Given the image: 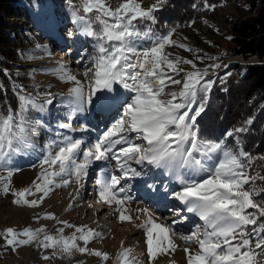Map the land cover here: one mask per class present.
I'll return each mask as SVG.
<instances>
[{"label":"snow or ice","instance_id":"obj_1","mask_svg":"<svg viewBox=\"0 0 264 264\" xmlns=\"http://www.w3.org/2000/svg\"><path fill=\"white\" fill-rule=\"evenodd\" d=\"M68 2L71 22L77 26L78 34L93 42V53L87 54L91 66L84 70L85 77L92 73L93 78L85 84L62 63L45 71H51L62 81L72 82L66 94L38 90L33 95L17 84L14 93L17 107L13 109L0 101V171L6 173L0 175V191L10 193L12 203L17 206L36 208L53 187L68 186L70 179H64L67 176L74 178L78 185L73 196L76 200L90 167L103 162V178L98 180L100 201L111 207L122 223L140 220L141 215L144 217L136 225L145 235L146 251L139 255L147 257V264H153L160 257L171 256L177 251L178 245L173 239L177 232L171 224L158 222L160 218L149 208H137L135 211L140 215L133 216L131 185L122 181L146 177L149 168L162 170L179 185V190L171 191V198L203 222V230L196 225L189 234L179 235L188 245L183 248L186 264H264V184L258 183L264 182V174L253 167L258 161H264V156L254 157L242 147L233 148L228 143L229 138H233L238 146L239 134L248 131L245 126L226 130L215 140L201 136L198 119L206 110L215 83L205 79L208 68L200 70L193 60L174 57L165 51L169 47L193 51L173 39L175 29L157 35L151 27H138L144 22L154 24L155 13L166 0H156L149 7L142 6L140 0H121L115 8L107 0ZM214 7L205 5L212 10ZM35 47L50 55L47 45L38 43ZM84 59L81 56L76 63ZM181 65H191L193 70L185 71ZM219 66L215 63L208 67ZM4 74L9 75L7 69ZM114 85L122 87L125 94ZM0 91H3L2 85ZM113 92L115 96L110 95ZM57 98L61 104L69 106L67 122H58L56 139L39 157V175L30 186L17 190L12 186V178L20 169L10 165H14L16 156L34 147L32 138L41 128L49 127L46 121L34 119L32 113H45ZM116 103L124 107L123 116L94 143L88 144L83 138H73L59 131H76L73 118H79L89 106L103 108ZM252 123V118L245 121V125ZM79 130L90 131L87 125ZM112 161L119 175L110 174L108 165ZM133 162L140 166L139 169L133 167ZM56 177L61 178L59 183ZM147 187L155 189V184ZM164 191H169L167 186ZM38 193L39 198H28ZM72 206L70 204L69 208ZM43 219L57 217L45 213ZM57 222L75 231L65 237L63 227L57 229L59 236L47 234L44 227L21 231L9 227L0 236L13 251L36 243L44 249H53V257H71L78 252L99 257L100 264L110 259L108 252L88 247L93 239L103 238L101 233L87 225L77 227L67 221ZM77 241H82L84 246ZM193 245L197 246L196 251L191 250ZM114 264L143 262L133 255L132 249L122 244ZM169 264L176 262L171 260Z\"/></svg>","mask_w":264,"mask_h":264},{"label":"rangeland","instance_id":"obj_2","mask_svg":"<svg viewBox=\"0 0 264 264\" xmlns=\"http://www.w3.org/2000/svg\"><path fill=\"white\" fill-rule=\"evenodd\" d=\"M15 1L18 8L20 9L19 14L23 17L21 21L15 20V22L13 23L15 25L14 28L23 33L28 38L27 41L32 42V46L20 49V56L23 62L22 66H26L27 71L31 75V82L33 87L37 88V86H39V91L48 90L52 93L66 94L69 88L73 86L72 82L62 81L51 71H45V69H55L59 64L62 63L66 64L72 71V73L77 75V78L85 84L92 80V73H89L87 77L84 76L85 67L91 66L89 61L87 60V55L85 56V59L81 60L79 64L76 63V61L79 60L81 56H84V51L79 52V55L77 56L73 55L74 57H65V51L60 52L58 55L54 50H52L53 48L51 47L54 40L53 37H57V35L60 36V31H62L64 27H68L64 35L74 37V35H72V32L73 29H75L77 26H73V29L70 26L71 7L69 5V2L56 3L53 0ZM73 1L75 3H79V0ZM107 2L111 7L115 8L119 5L121 0H107ZM140 2L142 3V6L149 7L154 4L156 0H140ZM248 2H250V0H224L222 3L216 5L214 7V10L209 9V11L202 17V19L188 24V26L183 29L175 30L173 39L177 40L180 43L188 45L191 49H193V51H186L185 49L178 47H169L166 48L165 51L169 52V50H171L172 52L169 53H172L174 57L193 60L197 68L200 70L208 68V76L205 77V79L211 80H214L218 75L226 72L227 69L233 64L255 63L256 60L254 58H248L244 60L233 53L225 54V56L223 55L224 57L219 60L220 62H217V59H214L221 56V52L224 48L228 49L229 52L230 47L228 37H230L231 27L238 20L250 15L251 12L248 11L250 8ZM32 17L35 18V20H39L38 22L41 28L37 26ZM52 17L68 20L67 23L69 24L66 25L65 23L62 29L58 28V30L55 27L51 26L50 20L52 19ZM143 25L145 24H139L138 27L144 28ZM47 33H50V40L46 35ZM38 43L41 45H47L50 55L44 54L40 50H37L35 46ZM29 56H31L32 58L29 59ZM197 56L203 57V59H197ZM58 58L62 59V61H59L60 59ZM215 63H218L220 66L218 68L208 67L209 65ZM181 67H183L185 71L193 70L191 65H181ZM49 85L51 86L50 88L48 87ZM172 87L175 89L177 86ZM114 88L118 89L121 94H125V90L119 85H114ZM114 94H116V92H114L113 95ZM40 100H43L42 96L40 97ZM52 106H50L48 110L43 114L36 112L32 113L34 119H42L46 121L49 127L41 128L38 134L32 138L34 147L28 149L22 155L16 156L14 165H10L20 169L19 172L14 173L12 178V186L17 190L30 186L31 182L37 177V175H39L41 171L39 167V157L46 152L53 139H56L58 124H56L57 114L53 111ZM94 108L95 106H89L86 112L79 114V118H73V128L76 129V131L63 129H60L59 131L65 135H70L73 138H83L88 144H91L94 143L95 140L108 127H110L122 117V112L115 113L112 121L111 118H109V123H107V125L103 124L102 126H100L98 124H100L101 121L99 122L98 119L101 113L96 112V114L98 115L94 116L95 118L97 117L96 119L98 120V124H93L88 112ZM122 109H124V107H122ZM82 125H87L90 131L81 132L79 129ZM102 163L103 162H96L90 167L89 171L94 168L95 164H97L98 168L93 171V177H87V179L84 181V186L89 188L88 191L86 192V189H83V193L80 189L79 198L76 200H73V196L76 195V189L78 185L76 184L74 178H70L67 176H65L64 179H70V183L68 184V186H62L59 188L53 187V191L49 194V196L45 198V200L39 205V207L36 208L17 206L12 203L13 196L10 193L5 194L3 193V191H0V233H3L4 230L9 227L15 229L16 231H21L25 228L37 229L40 227H44L47 234L59 236L60 234L57 232V229L63 227V235L65 237H69L75 231V228L65 227L63 224L58 223V220L67 221L69 224L75 226H77L76 221L79 224H85V220H87L88 222L90 220H94L95 224L103 222L113 228V232L109 233V236L104 237V239L97 240V243L104 244L103 241L109 242L111 238L115 237L114 232H120L121 230H123V228H125V230L128 232H134L132 238H134L136 242L134 243V240H130L123 243V246L132 249L133 255L136 256V250H140V253L145 252L146 245L144 230L136 227V221L122 223L116 218L117 214L113 213L111 217L107 209L100 214H95V212L102 210L101 208L99 209V206H104L105 208L108 207L101 201L99 202V206L94 209L85 205L86 199L84 197L88 199L87 194H90L89 184L96 182L95 180L99 171V167H102L99 164ZM111 164H113L112 166L115 167V161ZM111 168L109 169L110 174H120L118 173V169ZM136 168L138 169V167ZM148 173V175H150V172ZM0 175H6V173L0 171ZM136 179L140 180L141 178L132 179L131 182H122L131 185V192L129 194L134 198L132 202H138L143 206L146 204V207L152 208L151 206L147 205V200H141L137 188L139 187V184H135L138 182V180L136 181ZM153 179V177H150L148 179L150 183L148 184H152ZM55 180L57 183H59L61 178L56 177ZM92 188L94 189L91 190V192L97 194L99 188ZM173 190H175V188ZM39 195L40 194L38 193L35 197L28 198H39ZM136 196H138L139 199ZM152 200L153 199H151V201ZM70 204L73 205L71 208H69ZM157 211L153 213H155V215L157 216H162L163 218L166 217L162 214V210L159 211V215L157 214ZM45 213H53L57 217V219H43ZM36 216H40L41 219L36 220ZM94 227L96 231H99V233L103 234L104 236L108 233L106 230H104L103 227H97L96 225H94ZM184 234H187V230L186 232H184ZM77 243H79L81 247L84 246L82 241H77ZM111 248V252H113L114 250L115 252L111 253L110 251H106L109 253L110 259L106 261L105 264H114L117 253L121 249V244L119 246L111 245ZM194 249L197 250V248ZM180 251H183V248ZM52 252L53 249H44L42 247H39L36 243L28 246L18 247L15 251H13L11 248L7 247L4 244L3 237L0 236V264H100V260L98 259L99 257L94 256L95 258H85V254H81L78 252L71 257H63L59 255L53 257ZM44 256H49L50 259L45 260L43 259ZM162 258L163 256L154 261L153 264H169L170 261H164ZM139 260H143V263L147 264L146 256H142V258L140 257ZM181 264H186V260Z\"/></svg>","mask_w":264,"mask_h":264},{"label":"trees","instance_id":"obj_3","mask_svg":"<svg viewBox=\"0 0 264 264\" xmlns=\"http://www.w3.org/2000/svg\"><path fill=\"white\" fill-rule=\"evenodd\" d=\"M223 1L166 0L155 13L156 22H144L143 26L151 27L157 35L172 29H183L202 19L209 11L205 5L216 6ZM248 4L250 15L232 25L230 50L228 52L224 48L217 62L228 53L244 60L254 58L256 62L233 64L213 80L215 83L209 93L206 110L198 119V127L203 138L215 140L221 138L226 130L245 126L248 131L239 134L240 144L237 146L233 138H229L228 143L233 148L242 147L254 157H260L264 156V0H250ZM19 10L15 0H0V85L3 86L0 101L10 104L13 109L17 107L14 94L17 84L23 85L33 95L38 90L33 87L26 66H22L20 49L32 46V42L27 41L28 38L14 28L15 20L21 21L23 17ZM5 69L9 73L7 76L4 74ZM250 118L253 123L245 125V121ZM253 167L255 171L264 174V161H258Z\"/></svg>","mask_w":264,"mask_h":264},{"label":"bare ground","instance_id":"obj_4","mask_svg":"<svg viewBox=\"0 0 264 264\" xmlns=\"http://www.w3.org/2000/svg\"><path fill=\"white\" fill-rule=\"evenodd\" d=\"M37 21H39L38 19H37ZM68 22V20H64V19H58V18H55V17H52V19L50 20V23H51V26H53V27H55L56 29H58V28H60V29H62V27L64 26V24L66 23V25L67 24H69V23H67ZM39 23V22H38ZM57 26H59V27H57ZM71 27H72V29H73V26H74V24L71 22V25H70ZM54 28V29H55ZM67 28L68 27H64L63 29H62V31H60V36H58L57 35V37H53L54 38V40H53V42H52V50H55L54 49V45H55V42L58 44V45H60V43H62V40L61 39H64L65 38V36H67V35H64V33H65V31L67 30ZM59 30V29H58ZM72 32V31H71ZM51 33V32H50ZM50 33H47L46 35H47V37L49 38V40H50ZM77 35V39H78V41H79V43L82 41V36L81 35H79L78 34V29H77V27L75 28V29H73V32H72V35ZM52 38V39H53ZM56 40V41H55ZM55 41V42H54ZM84 41V40H83ZM82 50V49H81ZM62 51H65V49H63V50H61L60 52H62ZM59 52V53H60ZM169 52H172L171 50H169ZM174 52V51H173ZM84 53H85V50H84ZM73 54L74 53H72V54H66V56L65 57H67V56H72V57H74L73 56ZM87 55V52L84 54V57ZM114 93V92H113ZM113 93H111L110 95H113ZM116 94H114L113 96H115ZM107 108V109H106ZM98 110V111H97ZM122 106H121V104H119V103H116L115 105H106L105 107H103V108H100V107H97V106H95V108L94 109H92V110H90L89 112H88V114H89V116L91 117V120H92V122H93V124H98V120H99V122H100V124H98V125H100V126H102L103 124L104 125H107V123H109V118H111V121H112V119H113V117L115 116V113H118V112H122ZM95 112V113H94ZM96 112L98 113V112H100L101 114L99 115L100 117H99V119L97 120L96 118H95V116L94 115H98V114H96ZM94 113V114H93ZM135 143H141V141H134ZM112 162H114V161H112ZM111 162V163H112ZM100 166H102V167H104L105 165L102 163V164H99ZM98 165V166H99ZM113 164H111V165H108V167H109V169L111 168V169H116L115 167H113L112 166ZM133 166H136V167H138V169H139V165H133ZM102 167H99V171H98V174H97V176H96V182L93 184H89V186H92V187H98L99 188V185H98V180L99 179H101V178H103V174H102V172H101V168ZM98 167H97V164H95V166H94V168L91 170V171H89V175H88V178H91V177H93L94 175H93V171L95 170V169H97ZM159 170H157L156 171V176H158L160 173L158 172ZM161 171V170H160ZM148 172H150L149 170H148ZM162 173V172H161ZM149 174V173H148ZM153 174L150 172V175H147L146 177H142L140 180L139 179H136V181L138 180V182L137 183H135L136 185H138L139 184V187H137L138 188V192H139V195H140V198H141V200L142 201H144L143 199H145V200H147V205L148 206H151L152 208H149L152 212H155V211H157V210H162L163 211V215L164 216H166L165 218H163L162 216H157V217H159L160 219L158 220V222H160V223H168V224H171V226L174 228V230L177 232V236L176 237H173V239H174V241H175V243L178 245V248H177V251L175 252V253H173L171 256H163V260L164 261H171V260H175V262L176 263H184L185 262V260H186V255H185V253L183 252V251H180L182 248H184V247H188V245L187 244H185V242L183 241V240H181V239H179V235L180 234H184V232H186V230H187V234H189V229H188V226H186V225H175V224H172V220H174L177 216L176 215H174V216H172L173 215V213L171 212L172 210L174 211L175 209H177V208H172L173 207V202H171L169 199H168V197L165 195V193L164 192H160L159 193V190L160 189H162V184L160 183V186L158 187V191H157V193H155V194H153V193H150V192H148L147 190H146V187H145V185H148V183H150L149 181H148V179L150 178V177H153L152 176ZM162 176H164V174L162 173ZM154 178V177H153ZM130 180V179H129ZM129 180H127L128 182H129ZM122 182H126V181H122ZM153 182H156L155 181V178L153 179ZM134 187V186H133ZM175 188V190H179V185L178 184H176L175 182L174 183H172V184H170V186H169V191H168V193H171V191L173 190ZM83 189H86V192L88 191V189L89 188H87L86 186H83V188L81 189V191L84 193V191H83ZM94 189V188H93ZM164 191V190H163ZM92 194L94 195V197H96V199H95V204L97 205V206H99V201H100V198H99V195L97 196V194H95L94 192H92ZM138 199H139V197L138 196H136ZM90 199V197H88V199L87 200H89ZM151 199H153L152 201H151ZM94 201V200H93ZM92 201V202H93ZM146 207V204L143 206L142 204H139L138 202L136 203V202H131V204H130V208L133 210L132 211V215L133 216H136V215H140L139 213H137L136 211H135V209H137V208H145ZM102 209L101 211H98V212H95V214L97 213V214H100V213H102V212H104L106 209L109 211V213H110V216L113 214V211H112V208L111 207H107V208H105L104 206H99V209ZM146 208H148V207H146ZM159 211H157V214L159 215ZM161 211V212H162ZM166 212V213H165ZM177 212H179V211H177ZM108 213V214H109ZM117 216H118V214L116 215V218H117ZM108 217V216H107ZM112 217V216H111ZM143 219H144V217L141 215V218H140V220H136V224H139V223H141L142 221H143ZM191 219H193L192 220V223L193 222H195V223H197L198 222V220H196V217L194 216V215H192L191 216ZM85 224H79L77 221H76V224H77V226L79 227L80 225H87L89 228H92V229H95V227H94V225H96L97 227L98 226H100V227H103L104 228V230H106L108 233L104 236L103 234H101L102 235V239H104V237H106V236H109V233H112L113 232V228L111 227V226H108L106 223H96L95 224V221L94 220H90L89 222L87 221V220H85ZM105 222V221H104ZM127 222V221H126ZM190 222L191 221H189L188 222V225L190 224ZM117 223H119V222H117ZM138 228V227H137ZM136 228V229H137ZM96 231V230H95ZM97 232H99V231H97ZM118 231H116V232H114V234H115V237L114 238H111V240L109 241V242H107V241H103V243L104 244H99V243H97L96 241L97 240H99V239H101V238H95V239H93L90 243H89V245H88V247L89 248H91L92 247V249H96V250H100V251H112V248H111V245H114V246H116V245H122L123 243H125V242H127V241H130V240H134V238H132V236H133V233L134 232H128V231H126L125 230V228H123V230H121L120 232H118ZM136 232V231H135ZM184 235H186V234H184ZM134 243L136 242L135 240L133 241ZM193 247V246H192ZM191 247V250L192 251H196V249H194V248H197V247H193L192 248ZM140 250H136V252H137V256L139 257V259H140V257L142 258V255H139L140 254V252H139ZM113 252H115V250L113 251ZM113 252H111V253H113ZM117 252V251H116ZM110 253V254H111ZM85 258L87 257V258H90V257H94V256H92V255H88L87 253H85V256H84ZM95 258V257H94ZM99 260H100V258H98ZM145 259V258H144ZM142 262H144L143 260H142ZM144 264V263H143Z\"/></svg>","mask_w":264,"mask_h":264}]
</instances>
